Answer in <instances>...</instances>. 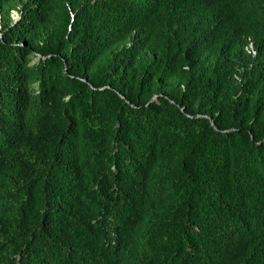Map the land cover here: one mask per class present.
Instances as JSON below:
<instances>
[{
    "label": "trees",
    "instance_id": "trees-1",
    "mask_svg": "<svg viewBox=\"0 0 264 264\" xmlns=\"http://www.w3.org/2000/svg\"><path fill=\"white\" fill-rule=\"evenodd\" d=\"M0 264H264V0H0Z\"/></svg>",
    "mask_w": 264,
    "mask_h": 264
},
{
    "label": "built area",
    "instance_id": "built-area-1",
    "mask_svg": "<svg viewBox=\"0 0 264 264\" xmlns=\"http://www.w3.org/2000/svg\"><path fill=\"white\" fill-rule=\"evenodd\" d=\"M12 14L15 15V18L12 17ZM10 17H11L13 20L17 19V12H16V11H11V13H10Z\"/></svg>",
    "mask_w": 264,
    "mask_h": 264
},
{
    "label": "rangeland",
    "instance_id": "rangeland-1",
    "mask_svg": "<svg viewBox=\"0 0 264 264\" xmlns=\"http://www.w3.org/2000/svg\"><path fill=\"white\" fill-rule=\"evenodd\" d=\"M12 17L15 18V15L12 14Z\"/></svg>",
    "mask_w": 264,
    "mask_h": 264
}]
</instances>
